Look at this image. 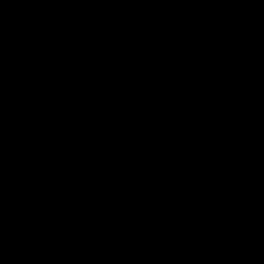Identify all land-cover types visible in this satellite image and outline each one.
I'll return each instance as SVG.
<instances>
[{
	"label": "water",
	"instance_id": "95a60500",
	"mask_svg": "<svg viewBox=\"0 0 264 264\" xmlns=\"http://www.w3.org/2000/svg\"><path fill=\"white\" fill-rule=\"evenodd\" d=\"M140 264H264V0H173Z\"/></svg>",
	"mask_w": 264,
	"mask_h": 264
}]
</instances>
